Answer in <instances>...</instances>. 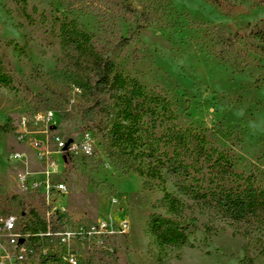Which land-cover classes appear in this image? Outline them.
Masks as SVG:
<instances>
[{"label":"rangeland","instance_id":"obj_1","mask_svg":"<svg viewBox=\"0 0 264 264\" xmlns=\"http://www.w3.org/2000/svg\"><path fill=\"white\" fill-rule=\"evenodd\" d=\"M261 30L264 0H0V218L49 228L40 248L80 264H264V211L237 221L214 197L264 188ZM107 61L147 94L136 148L113 136L125 92L102 91ZM153 215L187 242L159 245Z\"/></svg>","mask_w":264,"mask_h":264},{"label":"trees","instance_id":"obj_2","mask_svg":"<svg viewBox=\"0 0 264 264\" xmlns=\"http://www.w3.org/2000/svg\"><path fill=\"white\" fill-rule=\"evenodd\" d=\"M224 34L221 29L217 31L219 39L217 44L221 45V48L215 53V57L222 63H228L234 42L231 37H225ZM258 35L264 39V31L261 30ZM124 43L127 44L128 40H125ZM100 71L99 84L102 91L109 89L117 93L125 92L119 97L121 105H124L120 112L122 122L114 124L113 136L118 142L124 144L127 149L130 147L136 148L138 144V124L141 122L142 114L137 111L134 102L146 98L147 94L142 85L135 80L124 78L110 61L103 63ZM11 84L12 80L3 73L0 62V85L9 87ZM222 157L223 165L231 169L232 163L223 155ZM214 197L224 211L237 221L254 216L259 210L264 211V188L256 187L252 176L246 178L239 189L223 190L219 194H215ZM164 201L167 203L170 213L177 215L180 212L181 204L171 194L166 193ZM151 219V229L153 234L156 235L159 245H184L187 242V227L181 226L175 219L160 215H153ZM30 230L32 233H37L34 232L36 230H33L32 227ZM44 230H46V227Z\"/></svg>","mask_w":264,"mask_h":264},{"label":"built area","instance_id":"obj_3","mask_svg":"<svg viewBox=\"0 0 264 264\" xmlns=\"http://www.w3.org/2000/svg\"><path fill=\"white\" fill-rule=\"evenodd\" d=\"M57 143L61 150L74 151L76 149V146L69 145L62 139H58ZM59 190L64 191V185H60ZM101 227L105 229L106 225L102 224ZM85 234H90V232L81 227L78 232L69 231L65 233L63 241L78 239ZM52 236L53 233L49 228H46L42 234L32 233L22 228V224L17 217H1L0 264H80L78 254L67 252L66 254H61L57 259L54 256H50L44 248H40L41 239Z\"/></svg>","mask_w":264,"mask_h":264}]
</instances>
